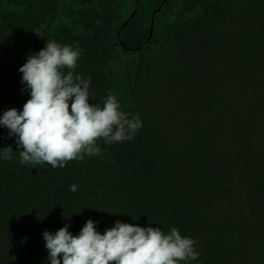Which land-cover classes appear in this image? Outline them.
<instances>
[{"label":"trees","instance_id":"1","mask_svg":"<svg viewBox=\"0 0 264 264\" xmlns=\"http://www.w3.org/2000/svg\"><path fill=\"white\" fill-rule=\"evenodd\" d=\"M227 23L224 0H0V118L10 109L22 111L31 98L19 69L47 40L82 49L75 73L90 78L89 101L102 107L114 95V60L136 63L148 76L162 40L181 46ZM118 101L129 118L142 122L134 138L111 145L100 140L101 155L64 167L21 163L18 137L0 125V149H12L11 159L0 153V264H51L43 233L68 225L75 236L89 219L100 234L117 221L165 233L175 227L196 242L199 256L188 264H237L241 235L231 219L227 236L212 235L202 220L211 195L224 194L221 170L204 155L189 153L184 160L185 151L169 142L160 122ZM261 133L246 109L227 104V199L237 166L253 164L245 152L256 145L250 137Z\"/></svg>","mask_w":264,"mask_h":264},{"label":"rangeland","instance_id":"2","mask_svg":"<svg viewBox=\"0 0 264 264\" xmlns=\"http://www.w3.org/2000/svg\"><path fill=\"white\" fill-rule=\"evenodd\" d=\"M227 25L182 45L153 49L148 76L136 63L114 60L109 69L117 99L148 121L157 120L171 144L207 156L223 177V195H211L204 227L227 236V218L241 237L237 264H264V0H224ZM244 111L262 133L246 156L253 164L233 172L227 199V104ZM224 264H227V260Z\"/></svg>","mask_w":264,"mask_h":264},{"label":"clouds","instance_id":"3","mask_svg":"<svg viewBox=\"0 0 264 264\" xmlns=\"http://www.w3.org/2000/svg\"><path fill=\"white\" fill-rule=\"evenodd\" d=\"M81 52L79 47L47 40L45 48L29 55L19 69L31 98L22 111H5L0 125L18 137L21 163L64 167L84 155H101L98 141L108 145L131 141L142 127L139 116L129 118L113 94L102 107L90 103V78L75 73ZM0 153L11 159L12 149ZM70 191H77V185ZM68 227L43 233L51 264H188L199 256L196 242L175 227L165 233L158 227L117 221L100 234L89 219L75 236Z\"/></svg>","mask_w":264,"mask_h":264},{"label":"water","instance_id":"4","mask_svg":"<svg viewBox=\"0 0 264 264\" xmlns=\"http://www.w3.org/2000/svg\"><path fill=\"white\" fill-rule=\"evenodd\" d=\"M166 0H163V2H165ZM156 13V11L153 13V15ZM132 17V15H130L129 16V18H131ZM152 19H153V17H152ZM152 27H153V20H151V24H150V33H149V36H148V39H147V41H146V43L148 42V40H149V38H150V36H151V33H152Z\"/></svg>","mask_w":264,"mask_h":264}]
</instances>
